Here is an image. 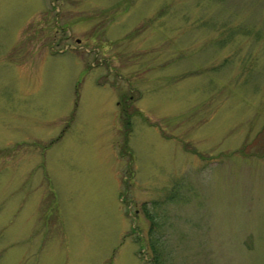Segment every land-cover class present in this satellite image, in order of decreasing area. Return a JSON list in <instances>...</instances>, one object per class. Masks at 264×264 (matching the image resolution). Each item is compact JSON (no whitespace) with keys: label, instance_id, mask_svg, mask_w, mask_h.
Masks as SVG:
<instances>
[{"label":"rangeland","instance_id":"rangeland-1","mask_svg":"<svg viewBox=\"0 0 264 264\" xmlns=\"http://www.w3.org/2000/svg\"><path fill=\"white\" fill-rule=\"evenodd\" d=\"M0 264H264V0H0Z\"/></svg>","mask_w":264,"mask_h":264},{"label":"trees","instance_id":"trees-1","mask_svg":"<svg viewBox=\"0 0 264 264\" xmlns=\"http://www.w3.org/2000/svg\"><path fill=\"white\" fill-rule=\"evenodd\" d=\"M126 129H127V130H126ZM126 129H125L126 132H129V131H130V130H129V125L126 126Z\"/></svg>","mask_w":264,"mask_h":264}]
</instances>
